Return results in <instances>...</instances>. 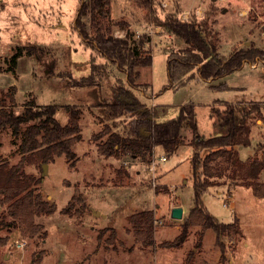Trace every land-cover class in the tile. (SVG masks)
Masks as SVG:
<instances>
[{"label":"rangeland","instance_id":"rangeland-1","mask_svg":"<svg viewBox=\"0 0 264 264\" xmlns=\"http://www.w3.org/2000/svg\"><path fill=\"white\" fill-rule=\"evenodd\" d=\"M80 4V0H0V94L15 84V110H22L30 100L38 106L59 105L56 117L63 124L68 120L65 105L75 104L82 110V139L74 145L78 155L74 167H70L65 155L47 163L45 172L42 162L25 166L28 173L43 176L42 195L56 203V211L35 216L42 225V236L30 238L19 229L8 232L0 228V235L13 233L11 241L0 246V264H186L189 252H194V256L188 264H264V197H257L251 188L241 185L233 191L235 206H224L229 182L221 180L203 193L204 203L222 222H233L237 215L245 234L223 235L218 244L216 231L208 228L198 249V225L182 247L163 245L174 241L190 211L183 219H174L170 214L172 203L194 205L193 148L188 144L192 131L184 129L187 144L174 154L168 155L162 146L155 148L154 171L150 168L152 162L141 158L129 154L105 157L98 151V142L107 136L98 140L93 137L105 125L113 131L123 130L119 119H108L99 104L112 99V84L118 77L125 78V74L109 62V77L102 79L100 85H79L82 77L91 73L93 60L109 61L76 28ZM184 10H188L187 15ZM170 14L183 20L197 16L213 24L219 31L218 52L225 60L234 48L251 42L264 48V0H150L149 6L142 0H111L100 14L103 24L118 37L125 36L117 25L119 21L128 22L135 37H151L145 47L151 50L153 63L140 68L139 82L144 85L138 95L150 107L155 101L161 117L175 116L177 107L192 103L199 133L210 136L217 131V108H224L225 103H240L248 109L260 104L249 115L251 145L239 146L243 159L253 156L264 145V61L256 59V67L246 62L241 68L210 80L199 78L194 69L189 72L194 77L179 85L169 78L165 49L178 51L186 44L160 25ZM84 20L94 35L90 15ZM18 47H23L24 54L15 71H8V59ZM28 50L35 54H28ZM19 142L11 129L0 132V160L16 166L22 157ZM162 156L166 160H159ZM76 190L84 194L87 202L80 217L62 212ZM138 208L156 211L154 247L142 248L129 230L128 217ZM4 210L0 206V215ZM114 227L116 237L112 235ZM36 257H40L38 263L34 262Z\"/></svg>","mask_w":264,"mask_h":264},{"label":"trees","instance_id":"trees-1","mask_svg":"<svg viewBox=\"0 0 264 264\" xmlns=\"http://www.w3.org/2000/svg\"><path fill=\"white\" fill-rule=\"evenodd\" d=\"M80 8L76 18V28L89 44L95 46L107 57L106 63L92 61L91 73L83 76L80 86H98L101 80L109 77L108 63L111 62L125 74V78L118 77L111 88L109 101L99 106L105 108L107 118L121 122L122 132L113 131L108 125L100 133L94 135L98 140V151L105 155L119 156L129 154L151 163L157 146L164 147L168 155L174 154L178 148L187 144L183 135L184 129L192 131L189 140L193 148V186L194 206L185 219L180 234L174 241L163 242V245L180 248L190 237L191 228L199 225L196 246L202 245L204 233L208 228L216 231L217 242H221L223 235H243L238 218L225 223L210 213L202 198L208 188L221 182L228 183V192L238 185L253 189L257 197H264V145L257 148L253 156L246 159L241 157L239 146L251 145L252 127L249 115L252 108H259L260 104H252L251 108L240 103H225L224 108L214 111L216 116V133L204 136L199 133L196 107L192 103L181 104L177 107L175 116L161 117L159 111L152 107L138 95L143 87L139 82L140 68L151 66L153 56L145 45L150 43L151 37L143 35L135 37L130 25L126 21H119V29L125 32L124 37H118L110 26H106L100 19L111 0H80ZM149 6L150 0H142ZM90 15V26L95 28L91 34L84 20ZM160 25L171 34L185 42V47L178 51L165 49L168 53V74L171 81L179 85L194 75L190 71L197 69L198 77L204 80L229 74L241 68L246 62L254 64L256 59L264 61V48L254 42L249 45L234 48L227 59H222L218 52L220 41L219 31L207 19L197 16L183 20L178 15L170 14ZM23 47L8 59V71H15L18 59L24 54ZM28 54H35L28 50ZM187 77V79H186ZM17 86H10V90L0 94V132L11 129L15 138L20 139L18 150L22 157L16 166L12 167L8 160H0V206L5 210L0 215V228L8 232L19 229L25 237L42 236V225L36 221V215H51L57 209L54 202L44 199L41 192L43 176L28 173L25 166L30 163H49L57 157L65 155L70 167H74L78 155L74 149L77 141L82 139V110L78 105H65L68 120L65 124L56 117L59 105L48 104L38 106L34 100L24 104L20 111L15 110ZM129 117V118H128ZM207 150V151H205ZM202 152H205L202 155ZM78 202V203H77ZM79 204V207H77ZM87 208L86 197L77 190L62 208L64 214L81 216V211ZM79 216V217H80ZM130 229L137 243L142 248L156 246V217L151 209L134 212L129 215ZM116 237V229H112ZM10 235H0V246L6 245ZM194 252H189L187 263L193 260ZM40 257L34 262L38 263Z\"/></svg>","mask_w":264,"mask_h":264},{"label":"crops","instance_id":"crops-1","mask_svg":"<svg viewBox=\"0 0 264 264\" xmlns=\"http://www.w3.org/2000/svg\"><path fill=\"white\" fill-rule=\"evenodd\" d=\"M188 10H184V13H185V15H187V12ZM254 67H256V66H258V65H256V64H254L253 65ZM153 105H156V102L154 101L153 102ZM105 156V155H104ZM106 157V156H105ZM110 157H116V156H110ZM115 161V159H112V162H114ZM238 186H241V185H238ZM238 186H236V187H238ZM236 187H234L233 189H232V191H231V194L228 192V198L226 199V200H228V201H230V207H234L235 206V201L233 200L234 198H233V191H234V189L236 188ZM248 188H250V187H248ZM252 189V188H251ZM222 190V189H221ZM253 190V189H252ZM219 191V190H218ZM227 191H228V189H227ZM221 192H223V190L221 191ZM220 192V193H221ZM254 193V192H253ZM233 198V199H232ZM175 206H182L183 207V210H184V214H186V212H187V210L189 211L192 207H188V206H186L184 203H172V208L173 207H175ZM194 206V205H193ZM172 208H171V212H172ZM147 209H151V210H154L153 208H147ZM147 209H139L138 208V210H136L135 212H138V211H142V210H147ZM155 211V210H154ZM96 214H99L100 213V211H94ZM134 213V212H133ZM155 213H156V211H155ZM171 214V213H170ZM184 214H183V218H184ZM102 216L103 217H105V214H102ZM182 218V219H183ZM235 218H238L239 219V222H240V225H241V219L237 216V215H235ZM175 219V218H174ZM195 226H198V225H195ZM194 227V226H193ZM192 227V228H193ZM199 228H200V226H198ZM115 228V227H114ZM130 228V227H129ZM156 228H157V226H156ZM181 228H182V225H180V227H178V229H179V233L178 234H180V232H181ZM192 228H191V233H192ZM241 228H242V225H241ZM116 229V228H115ZM242 232L244 233V231H243V229H242ZM132 233V232H131ZM191 233H190V235H191ZM13 234V233H12ZM11 233L9 234V235H12ZM177 234V235H178ZM245 234V233H244ZM190 238V237H189ZM188 238V239H189ZM11 241V240H10ZM195 242H197V241H195ZM139 244V243H138ZM140 245V244H139ZM202 245H203V240H202ZM202 245L200 246V247H197L198 249L200 248L201 249V247H202ZM186 262H187V260H186ZM185 262V263H186ZM186 264H188V263H186Z\"/></svg>","mask_w":264,"mask_h":264},{"label":"water","instance_id":"water-1","mask_svg":"<svg viewBox=\"0 0 264 264\" xmlns=\"http://www.w3.org/2000/svg\"><path fill=\"white\" fill-rule=\"evenodd\" d=\"M44 172L47 171V163L43 164ZM184 214V210L182 206H175L172 208L171 216L175 219H182Z\"/></svg>","mask_w":264,"mask_h":264},{"label":"built area","instance_id":"built-area-1","mask_svg":"<svg viewBox=\"0 0 264 264\" xmlns=\"http://www.w3.org/2000/svg\"><path fill=\"white\" fill-rule=\"evenodd\" d=\"M159 160H166V156H162V157H160ZM156 165H157V164H156V161L153 160V161H152V164H151V167H150L152 171L155 170ZM229 203H230V201H227V200H225V201L223 202L224 206H229V207H230L231 204H229ZM19 245H20V246H24V243H19ZM155 264H156V263H155Z\"/></svg>","mask_w":264,"mask_h":264}]
</instances>
